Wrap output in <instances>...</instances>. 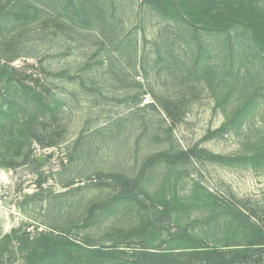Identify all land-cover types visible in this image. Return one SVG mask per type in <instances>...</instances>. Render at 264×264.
Returning <instances> with one entry per match:
<instances>
[{
	"label": "rangeland",
	"instance_id": "rangeland-1",
	"mask_svg": "<svg viewBox=\"0 0 264 264\" xmlns=\"http://www.w3.org/2000/svg\"><path fill=\"white\" fill-rule=\"evenodd\" d=\"M12 1L0 0L3 32L20 40L11 64L57 99L55 112L40 113L48 126L41 133L62 138L55 146L26 139L7 145L20 155L14 165L0 163L8 174L7 183L0 180V264H25V250L40 232L107 248L116 242L125 257L146 248L167 251L177 231L199 233L211 247L249 242L242 231H224L219 212L204 204L208 192L216 207H238L264 228V165L210 159L245 156L264 142V54L242 30L196 36L156 0H29L42 10L25 19L10 12ZM57 14L67 22L56 25ZM199 56L211 66L208 77L194 70ZM254 89L259 97L251 112L223 129L216 95L231 90V111ZM4 91L0 85V103ZM11 124H0V160L16 129ZM26 150L41 166L24 161ZM182 151L189 159L178 156ZM144 167L145 189L176 193L187 204L174 211L178 223L163 217L146 235L134 229L149 199L116 201L106 185L108 173L135 176ZM178 250L189 259L188 249Z\"/></svg>",
	"mask_w": 264,
	"mask_h": 264
},
{
	"label": "trees",
	"instance_id": "trees-1",
	"mask_svg": "<svg viewBox=\"0 0 264 264\" xmlns=\"http://www.w3.org/2000/svg\"><path fill=\"white\" fill-rule=\"evenodd\" d=\"M12 2L10 12L19 19L36 15L42 10L41 4L35 6L29 0ZM156 2L164 14L186 24L196 36L204 32L213 35L229 34L233 29H240L252 41L254 48L264 54V5L257 0H156ZM68 7V4L64 5L62 10L67 11ZM59 16V14L53 16L56 25L67 22L61 20ZM2 25L0 22V85L5 91L2 93L0 103V124L6 127L8 123H12L16 129L4 144L5 149L1 153L0 163L11 166L15 163L14 158L20 154H14L7 145L17 142V139L20 141L26 139L30 142L36 140L48 146H55L62 137L58 132L47 135L41 133V127L46 129L48 126L40 122V113L52 112L55 109L53 100L57 99L40 90L38 84L31 82L25 72L11 64L19 55L17 49L20 40L14 35H5ZM194 70L197 74L208 77L211 66L209 63H201L199 56L194 63ZM231 93L230 90L216 95L219 106L223 107L225 112L223 129L234 127L248 115L259 97L258 89L247 92L238 106L228 111L226 105ZM22 94H25L24 98ZM22 112H28L31 118L22 116ZM32 130L33 134L29 135ZM185 152H180L178 156L189 159L190 156ZM23 155L26 163L41 166L31 150H26ZM210 159L228 164L242 161L254 166L264 165V142H259L256 148L247 152L245 156L213 155ZM145 169L142 168L141 173L135 176L121 172L108 173L107 178L110 182L106 183L116 191V201L130 199L142 201L141 195L149 199L147 216L134 229L143 235L157 230L159 228L157 224L163 217L168 219L174 217V221L178 223L179 214H175L174 211L187 205L177 198L176 193L169 196L164 189H159L151 194L145 189L142 181ZM197 191L201 193L203 190L200 188ZM204 201V204L209 202L208 205L215 213L219 212L216 215L217 220L224 221V231L227 234L242 231L245 237L250 239L249 242L211 247L204 245L203 237L199 233L186 230L181 234L177 231L171 234L167 241L169 245L167 251L156 252L147 248L136 250V257L133 258L125 257V249H121L116 242L107 248L93 244L90 240L83 242L67 235L40 232L32 239V246L25 250L27 251L25 264H103L113 261L131 264H264V228L251 221L250 216L238 207H216L218 200L211 192L207 193ZM218 208L220 209L217 210ZM181 248L188 249L186 254L189 259H184L182 256L184 253H177ZM193 258H196V262L192 261Z\"/></svg>",
	"mask_w": 264,
	"mask_h": 264
},
{
	"label": "clouds",
	"instance_id": "clouds-1",
	"mask_svg": "<svg viewBox=\"0 0 264 264\" xmlns=\"http://www.w3.org/2000/svg\"><path fill=\"white\" fill-rule=\"evenodd\" d=\"M0 180H3L5 183L8 182V174L0 171Z\"/></svg>",
	"mask_w": 264,
	"mask_h": 264
},
{
	"label": "water",
	"instance_id": "water-1",
	"mask_svg": "<svg viewBox=\"0 0 264 264\" xmlns=\"http://www.w3.org/2000/svg\"><path fill=\"white\" fill-rule=\"evenodd\" d=\"M36 159L38 160L39 163H43V160H41V159L39 158V156H36Z\"/></svg>",
	"mask_w": 264,
	"mask_h": 264
}]
</instances>
